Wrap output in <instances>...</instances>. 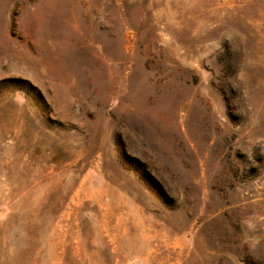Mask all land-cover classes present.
Listing matches in <instances>:
<instances>
[{"label":"rangeland","instance_id":"rangeland-1","mask_svg":"<svg viewBox=\"0 0 264 264\" xmlns=\"http://www.w3.org/2000/svg\"><path fill=\"white\" fill-rule=\"evenodd\" d=\"M0 264H264V0H0Z\"/></svg>","mask_w":264,"mask_h":264}]
</instances>
